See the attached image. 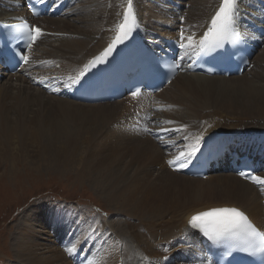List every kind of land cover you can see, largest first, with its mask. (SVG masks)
<instances>
[{
  "label": "bare ground",
  "instance_id": "1",
  "mask_svg": "<svg viewBox=\"0 0 264 264\" xmlns=\"http://www.w3.org/2000/svg\"><path fill=\"white\" fill-rule=\"evenodd\" d=\"M7 1L0 0V3L7 4ZM169 1L172 0H134L139 25L146 31L167 35L165 29L176 27L178 15L184 14L181 29L197 40L221 2L188 0L183 4L184 7L189 6L188 10L184 11L183 8L174 9ZM259 5V0H238L239 12L242 13H249L250 8L259 11ZM126 6L127 0H81L68 10L71 20L49 18L34 21L42 30L39 42L46 47L32 55L31 65L42 62L41 67L28 74L33 80L38 79V85H30L21 75L13 77L3 74L5 82L0 83V162L7 153L11 155L10 151L16 143L35 152L44 164H53L56 158L69 160L60 146L64 145L68 136H73V127L82 125L80 117L71 113L70 109L86 108V105L71 101V89L64 85L70 83L68 77L79 74L88 60L108 44ZM10 16L12 14L0 11V19L11 22ZM39 42L37 40L32 50ZM48 66L55 67L57 71L45 72ZM259 67L255 81L242 79L246 76L244 72L241 76L228 78L178 75L154 97L155 108L163 107L165 110L157 112V117L154 114L153 129L156 134L165 135L167 132L172 137L163 136L155 139V142L149 138L143 139L141 145L131 147L133 157L136 155L140 159L139 166L132 173L122 167H117V170L106 167L104 175L94 180L98 185L106 184V195L120 217L106 221L94 218L86 225L83 222L75 225L70 223V219L73 221L74 217H79V213H74L71 208L63 205L33 208L23 214V223L16 228L15 259L22 264H71L66 258L69 257L66 249L62 250L63 254L54 245L48 246L59 240L56 233L62 235L70 231L68 238L62 240V247L66 243H73L75 250L72 256L82 248L80 264H167L168 260L186 249L185 244L194 236L186 226L188 217L193 214L212 208L237 207L246 212L253 222H260L264 185L256 188L228 174L226 164L219 166L205 182L172 173L164 164V158L168 162L174 161L181 151L195 143L197 136L202 138L211 133L238 135L240 131V135L247 134L248 139L260 138L264 142V59ZM11 79L18 84H12ZM45 80H48V84L41 88L39 85ZM48 86H51L53 95L46 91ZM119 102L103 105H109L106 109L116 116L121 106L125 105L122 101L118 107ZM54 105L57 107L55 110ZM173 106L174 110L171 109ZM13 109L14 114L11 113ZM127 111L129 107L126 106L121 112ZM119 115V126L113 127L120 133L111 131L104 138L113 140L116 146L125 144V136L141 142L119 128ZM248 115L258 117L249 118ZM95 125L96 122L92 126L93 131ZM98 130L99 126H96ZM31 144L38 145L40 150L33 149ZM97 153L100 152L94 154ZM83 158L84 152L79 159L81 164ZM85 161L81 165L82 171L89 174L93 163ZM156 167H159L158 171L153 175L151 171ZM258 176L264 178V173ZM99 179L103 182L109 180L103 183ZM190 197L203 200L190 201ZM88 242L93 246L91 256L83 248Z\"/></svg>",
  "mask_w": 264,
  "mask_h": 264
},
{
  "label": "rangeland",
  "instance_id": "2",
  "mask_svg": "<svg viewBox=\"0 0 264 264\" xmlns=\"http://www.w3.org/2000/svg\"><path fill=\"white\" fill-rule=\"evenodd\" d=\"M172 1H178V3L184 7L188 0ZM188 7L185 6V8H183L184 11L188 10ZM59 19L71 20L72 18L66 17ZM54 20L58 19L55 18ZM156 20L160 22L162 21L159 18H156ZM153 28L154 27H152V29ZM42 48L46 47L39 42L34 48L35 50L33 49L34 54H38ZM263 59L264 46L258 50L257 54L254 55L252 67L249 71L244 72V74L246 73V76L242 77V79L255 81L256 73L260 72L259 65ZM56 71L57 69L55 68L53 72ZM4 80L5 77L0 83L2 84ZM178 80L180 81V79ZM178 80L176 81L177 83L179 82ZM10 81L12 84H18L14 79H11ZM31 91L35 93L33 89H31ZM121 102L122 101L117 104L118 107ZM160 103H157V105H160ZM109 105L101 104L99 106H94L95 108H88L91 106L86 105V108L85 106H80L82 107L81 109L80 107H73L70 109L71 113H76L80 117L82 125L78 128L73 127L75 128H72V135L74 137L68 136L64 145L60 146L64 153L69 157V160L52 158L54 160L53 164H44L40 160V156L38 157L35 152H31L28 149L21 148L18 143H16L14 149L10 151L11 155H8L7 153V156H4L3 160L0 162V264H22L19 259H15L14 239L17 237L16 228L23 223L22 219H24V215L27 211L32 210L33 208H45L51 205H63L71 208L75 211L74 213H79L77 214L79 217H74L73 221L70 219V223L73 222L75 225L80 222H83L86 225L94 218H101L106 221L110 218L115 219L120 217L119 212L114 210V206L111 204L108 196L106 195V184L98 185L94 180L97 176L104 175L106 167L110 170H117V167H122L123 169H126V172L132 173L140 163V159L137 158L138 156L135 155L133 157V148L135 145H141L144 140L136 137L135 140L141 141L137 142L124 135L126 137L125 144L116 146L113 140L109 141L105 139V135L110 134L111 131H117L114 127L117 125L119 126V122H117L118 115L120 114V121H122L125 114L129 112H121L126 107L125 104L121 106L122 109L116 117L115 114H110V112L106 109ZM53 108L55 110V108H57L56 105H54ZM171 109L174 110L175 107L173 106ZM11 113L14 114L15 109H13ZM247 117L252 118L258 116L248 115ZM95 122L97 125H95V131H93L92 126ZM96 126H99L98 131H96ZM119 128H121V125ZM110 144L112 146L114 145V149L109 154V151L112 149ZM31 145L33 149L35 148L40 150L38 145ZM78 146L80 149H78ZM83 152V162L86 160L85 163H93L92 170L89 174H85L82 171V166L84 164L82 162V165L79 161ZM95 152L100 153L94 154ZM158 168L159 167H156L151 171L153 175L156 174L155 172L158 171ZM182 176L185 177L184 175ZM108 180L109 179L103 182L99 179V181L103 183H106ZM202 181L205 182V180ZM188 199L190 201L203 200V198L192 199V197ZM217 199L219 198H215V200ZM75 225L72 226V229ZM55 243L48 246H55ZM44 245L47 246V244ZM36 253H39V251Z\"/></svg>",
  "mask_w": 264,
  "mask_h": 264
},
{
  "label": "snow or ice",
  "instance_id": "3",
  "mask_svg": "<svg viewBox=\"0 0 264 264\" xmlns=\"http://www.w3.org/2000/svg\"><path fill=\"white\" fill-rule=\"evenodd\" d=\"M238 16V0H221L218 10L212 16L210 25L203 36L197 40L193 35H188L185 30L181 29L179 47L181 49L190 47L199 48L201 53H215L218 50L224 49L226 44L238 42L240 39L239 33L236 30ZM181 20H183V17H181ZM136 27L137 17L134 12V0H127V8L123 12V22L118 25L115 38L103 53L95 57L93 61H90L89 65H85V68L87 69L89 66L103 63L106 58L113 54L114 49L118 45L130 38ZM12 31L17 34L14 36V39L27 41L26 47L28 49H31L42 35V30L39 27L32 26L29 28L27 23L17 25ZM17 47H19V44ZM14 55L19 56L24 63L29 61V56L23 54V50L14 53ZM85 74L84 71H81L75 77H68L70 83L64 86L72 87L79 84ZM138 94L137 91L132 92L133 97H136ZM200 142L201 137L197 136L195 143L189 145L185 151H181L174 161H169V164H176L179 168L186 167L200 151ZM240 175L245 176L258 185H264V178L261 176H248L244 172H241ZM188 226L190 229L198 230L209 241H238L244 245L243 251L248 252L252 256H264V233L258 231L249 222L245 213L237 208L221 207L199 212L190 218ZM74 250V246L66 249L69 255ZM165 251H169V249H165ZM90 264H93V262H90Z\"/></svg>",
  "mask_w": 264,
  "mask_h": 264
}]
</instances>
